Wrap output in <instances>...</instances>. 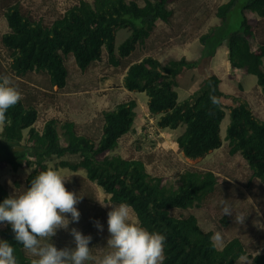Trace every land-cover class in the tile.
Returning a JSON list of instances; mask_svg holds the SVG:
<instances>
[{
    "label": "trees",
    "instance_id": "obj_1",
    "mask_svg": "<svg viewBox=\"0 0 264 264\" xmlns=\"http://www.w3.org/2000/svg\"><path fill=\"white\" fill-rule=\"evenodd\" d=\"M172 1L144 0L143 6H139L135 2L125 4L123 0H72L50 24L29 12L22 13L17 2H10L1 13L7 30L0 35V43L9 53V59H0V76L10 77L11 74L25 80L37 73L48 87L60 89L67 77L65 61L70 58L81 71L98 64L104 55L106 63L122 66L124 58L130 56L136 45L147 41L156 22L167 21L171 16ZM215 15L224 27L218 32V41L223 42L227 53L233 72L230 78L238 77L236 84L241 87L248 76L253 77L264 97V40L256 35L257 23L264 21V0H228L217 6ZM115 28L130 33L117 46ZM211 37L215 38V32ZM194 68H199L198 61L180 58L162 64L145 56L127 66L122 87L145 95L146 110L158 117V128L183 127L175 143L184 158L190 160L203 157L220 146V124L227 111L224 139L230 154L238 153L250 169L251 179L264 183V122L255 117L243 101L224 104L223 98L229 96L213 72L203 75L195 90L179 100L175 89L179 85L178 76ZM22 97L8 109V122L0 130V169L9 167L17 172L28 167L24 190L53 160L76 156V161L62 160L55 168L81 172L88 183L109 196L108 204L128 203L143 227L165 235L163 264H242L238 261L245 251L238 239L218 249L211 242V233L201 230L195 216L184 214V210L193 204L200 205L205 197L214 193L218 178L212 172L177 161L174 176L161 173L151 176L142 151L136 150L135 156L128 159L112 154L124 136L136 131L133 128L134 100L104 111L101 133L94 140L78 133L70 121L60 126L61 137L54 119L37 129L34 102L26 93H22ZM213 97L217 103H213ZM22 141L25 143L20 145ZM19 146L21 150L14 148ZM68 186L66 181L67 190ZM7 197L8 193L0 186V202ZM109 210L107 206L106 211ZM14 235L10 224L0 223L1 240L15 248L18 264H31L33 258ZM248 264H264V250Z\"/></svg>",
    "mask_w": 264,
    "mask_h": 264
},
{
    "label": "rangeland",
    "instance_id": "obj_2",
    "mask_svg": "<svg viewBox=\"0 0 264 264\" xmlns=\"http://www.w3.org/2000/svg\"><path fill=\"white\" fill-rule=\"evenodd\" d=\"M126 1L135 2L139 6L144 3V0ZM226 1L228 0H173L169 5L171 16L167 21H161L155 26L145 43L136 45L130 56L124 58L122 66L106 63L105 55L98 64L89 66L85 71H81L72 58L65 61L68 71L63 88L48 87L45 79L37 73L30 74L25 80L17 79L11 74L10 78L21 93H26L29 100H33L32 105L37 110L34 126L38 129L46 121L54 119L60 137V126L70 121L75 124L78 133L86 134L95 140L101 133L102 113L114 109L119 103L134 100L136 107L133 128L136 131L124 136L112 154L128 159L135 156L136 150L139 153L142 151V156L146 160L144 161L146 170L151 176L160 173L163 176H174L177 161L212 172L218 178L214 193L205 197L200 205L193 204L184 210V214L195 216L201 230L210 232L211 237L216 231L222 234L223 243L216 245L218 249L227 242L238 239L245 251L238 262L248 264L253 256L261 254L264 250V183L256 178L251 179V171L238 153L230 154L229 146L224 139L228 123L227 111L220 125V146L203 157L190 160L184 158L175 143L183 127L178 126L173 130L158 128L156 124L158 117L151 116L146 110L145 95L126 91L122 87L124 70L126 71L130 63L145 56H151L162 64L180 58L198 61L199 68L187 69L178 76L179 85L175 89L179 100L186 98L195 90L203 75L213 72L221 80L220 87L229 96L228 99L223 98L224 104L236 100L243 101L252 114L264 122V97L254 83V78L248 76L241 87L237 86L238 77H235V80L230 78L233 72L227 61V53L223 42L218 41L220 40L218 32L221 29L223 31L224 27H221L220 20L215 15L216 8ZM10 2L11 4L17 2L22 13L29 12L41 17L45 24H50L72 3V0H0V35L7 30L1 13ZM256 31L258 38L264 40V21L257 23ZM213 32L215 38L211 37ZM124 37V31L118 32L115 45L122 42ZM250 42L254 45L256 43L253 39ZM8 56L9 53L0 43V59L2 57L3 60L9 59ZM60 141L62 142V138ZM24 143L22 141L20 145ZM62 160L74 162L76 156L55 159L50 165H58ZM56 169L69 178L68 190L82 196L76 205L80 212L79 222L70 223L69 228H76L82 234L90 235L92 240L89 247H92L93 254L102 255L108 251L106 245L110 234L107 225V206L101 204L108 205L109 196L98 186L88 183L81 172L73 173L61 167ZM29 171L28 167L20 168L17 172H12L9 167L0 169L1 188L8 196L14 192H23L24 180ZM222 199L227 200L233 215H222L220 203ZM240 216L245 218L243 223L238 222ZM94 221H99L103 226L102 231L94 226ZM50 242L58 249L75 246L73 237L63 229L57 230Z\"/></svg>",
    "mask_w": 264,
    "mask_h": 264
},
{
    "label": "clouds",
    "instance_id": "obj_3",
    "mask_svg": "<svg viewBox=\"0 0 264 264\" xmlns=\"http://www.w3.org/2000/svg\"><path fill=\"white\" fill-rule=\"evenodd\" d=\"M160 23L158 20L155 26ZM120 31H124V39L130 35L126 29L115 28V39ZM22 98L12 79L7 75L0 76V127L8 122V109ZM212 99L217 103L214 97ZM68 179L54 165H49L31 179L30 187L20 193L14 192L0 202V223L11 225L14 239L33 257L31 264H163L166 236L143 227L126 202L101 204L110 207L107 212L108 251L94 255L89 247L92 237L69 228L70 223L79 222L80 212L76 205L82 196L66 189ZM220 203L222 215H233L227 200L222 199ZM244 219L240 216L238 222L243 223ZM94 226L103 230L99 221H94ZM59 229L69 232L74 247L58 249L50 242ZM210 239L213 246L223 243L219 231ZM0 264H18L15 248L6 240H0Z\"/></svg>",
    "mask_w": 264,
    "mask_h": 264
},
{
    "label": "water",
    "instance_id": "obj_4",
    "mask_svg": "<svg viewBox=\"0 0 264 264\" xmlns=\"http://www.w3.org/2000/svg\"><path fill=\"white\" fill-rule=\"evenodd\" d=\"M15 149H17V150H21V148H20V147H15Z\"/></svg>",
    "mask_w": 264,
    "mask_h": 264
},
{
    "label": "bare ground",
    "instance_id": "obj_5",
    "mask_svg": "<svg viewBox=\"0 0 264 264\" xmlns=\"http://www.w3.org/2000/svg\"><path fill=\"white\" fill-rule=\"evenodd\" d=\"M260 23V22H259ZM256 39V38H255ZM103 46V45H102ZM131 58V57H130ZM124 72H125V70H124ZM126 73V72H125Z\"/></svg>",
    "mask_w": 264,
    "mask_h": 264
}]
</instances>
